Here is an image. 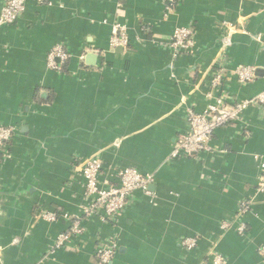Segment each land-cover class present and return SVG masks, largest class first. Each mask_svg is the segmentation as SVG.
<instances>
[{"label":"crops","instance_id":"0c3cea01","mask_svg":"<svg viewBox=\"0 0 264 264\" xmlns=\"http://www.w3.org/2000/svg\"><path fill=\"white\" fill-rule=\"evenodd\" d=\"M117 23L128 29L126 49L110 46ZM180 27L193 28L195 47L173 59L167 43ZM57 45L71 55L61 72L48 66ZM221 57L233 71H263L241 84L231 70L232 101L264 93V0H176L170 13L165 0H28L17 22L0 25V126L17 129L10 157L0 155V264H98L100 237L117 238L111 264H213L215 254L264 264V106L219 130L214 152L170 159L188 109H206ZM94 157L110 184L123 168L153 175L152 194L137 192L115 225L94 218L81 240L55 248L69 223L40 215L80 213L82 168ZM187 238L198 246L184 248Z\"/></svg>","mask_w":264,"mask_h":264},{"label":"built area","instance_id":"2783aa9c","mask_svg":"<svg viewBox=\"0 0 264 264\" xmlns=\"http://www.w3.org/2000/svg\"><path fill=\"white\" fill-rule=\"evenodd\" d=\"M41 5L52 6L53 0H36ZM167 12H171L176 0H165ZM28 0H6L0 14V25H11L17 22L27 10ZM112 49L130 46L128 29L125 25L117 23L112 28L110 39ZM168 48L172 52L173 59L192 54L195 47V31L191 27L177 28L170 36ZM71 55L62 45H57L48 54V66L55 71H64ZM228 60L221 57L213 68L210 92L207 94V106L202 112L190 108L187 111L188 131L177 137L170 159L199 158L205 153L214 152L211 145L214 135L223 128L239 122L248 108L263 105L264 93L253 99L232 101L225 91L228 85V77L231 73ZM256 68L240 66L232 70L241 84H248L256 78ZM17 129L15 127L0 126V155L8 159L10 157L9 146ZM104 162L94 157L83 164L82 175L85 179V193L83 204L79 214L70 215L57 212H45L40 219L53 223L60 219L69 223L66 232L61 233L54 245L55 248L69 247L74 240H81L87 234L86 223L94 218L108 225H115L123 212L131 204L137 192L151 195V186L155 179L153 175H144L137 168H123L116 172L117 184L102 181ZM261 189L264 192V157L261 159ZM252 202H243L239 213L251 212ZM231 224L223 225V229H230ZM241 234L245 233L246 226L241 224L237 229ZM199 240L187 238L182 242L184 248L193 250L198 246ZM0 247V251H1ZM119 251L117 238H98L95 250V258L98 264H111ZM264 259V245L260 248ZM213 264H227V259L221 255L212 256Z\"/></svg>","mask_w":264,"mask_h":264},{"label":"water","instance_id":"95a60500","mask_svg":"<svg viewBox=\"0 0 264 264\" xmlns=\"http://www.w3.org/2000/svg\"><path fill=\"white\" fill-rule=\"evenodd\" d=\"M121 49H123V48H121ZM95 57H97L95 54H88L87 56H86V60H88L89 62L88 63H92L93 65L95 64V62H94V58ZM262 75L263 74V71L262 70H260V69H258L257 70V72H256V75L258 76V75Z\"/></svg>","mask_w":264,"mask_h":264},{"label":"trees","instance_id":"16d2710c","mask_svg":"<svg viewBox=\"0 0 264 264\" xmlns=\"http://www.w3.org/2000/svg\"><path fill=\"white\" fill-rule=\"evenodd\" d=\"M37 94L39 95V92H38ZM38 95H37V100H38L39 102H42L40 96H38ZM39 98H40V99H39Z\"/></svg>","mask_w":264,"mask_h":264}]
</instances>
